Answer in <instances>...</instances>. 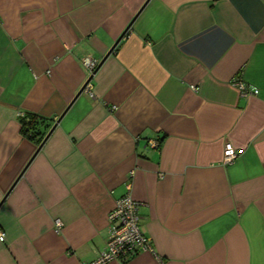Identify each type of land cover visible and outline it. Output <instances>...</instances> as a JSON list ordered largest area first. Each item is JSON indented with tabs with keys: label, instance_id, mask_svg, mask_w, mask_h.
<instances>
[{
	"label": "crops",
	"instance_id": "obj_1",
	"mask_svg": "<svg viewBox=\"0 0 264 264\" xmlns=\"http://www.w3.org/2000/svg\"><path fill=\"white\" fill-rule=\"evenodd\" d=\"M126 194L152 251L105 264H264V0H0V264L93 261Z\"/></svg>",
	"mask_w": 264,
	"mask_h": 264
},
{
	"label": "built area",
	"instance_id": "obj_2",
	"mask_svg": "<svg viewBox=\"0 0 264 264\" xmlns=\"http://www.w3.org/2000/svg\"><path fill=\"white\" fill-rule=\"evenodd\" d=\"M83 65L90 73L94 71L98 62L90 57H85L82 60ZM234 84L244 95L256 94L257 90H250L247 85L241 81H235ZM89 83L85 87V91ZM83 90V91H84ZM23 117L22 113H19ZM158 141L152 140L149 145L153 148L158 147ZM237 157V152L230 146H227L223 151V163L228 164ZM142 203L133 199L126 194L120 197L114 207L108 213V236L104 249L91 262L86 264H105L109 261H125L138 252L152 251L151 242L140 228L139 209ZM61 223L56 222V227L59 229ZM4 239V232L0 231V241Z\"/></svg>",
	"mask_w": 264,
	"mask_h": 264
},
{
	"label": "trees",
	"instance_id": "obj_3",
	"mask_svg": "<svg viewBox=\"0 0 264 264\" xmlns=\"http://www.w3.org/2000/svg\"><path fill=\"white\" fill-rule=\"evenodd\" d=\"M45 122L46 120L35 115L24 116L20 119L21 133L39 145L44 139V132L40 131L39 125H43Z\"/></svg>",
	"mask_w": 264,
	"mask_h": 264
},
{
	"label": "water",
	"instance_id": "obj_4",
	"mask_svg": "<svg viewBox=\"0 0 264 264\" xmlns=\"http://www.w3.org/2000/svg\"><path fill=\"white\" fill-rule=\"evenodd\" d=\"M148 1V0H147ZM143 8L142 7L139 9V11L135 14V16L133 17V19L131 20V22L129 23V25L126 27V29L121 33V35L116 39V41L114 42V44L110 47V49L108 50V52L106 53V55L101 59V61L99 62V64L97 65V67L94 69V71L91 73V75L88 77V79L86 80V82L84 83V85L81 87V89L78 91V93L76 94V97L83 92V90L85 89L86 85L90 82L92 75L96 72L97 68L102 64V62L105 60V58L113 51V49L116 47V45L118 44V42L121 40V38L125 35L126 31L128 30V28L130 27L132 21L136 18V16L138 15V13L140 12V10ZM58 123V121H56L54 123V125L51 127V129L49 130V132L46 134V136L44 137V139L42 140V142L38 145V150L41 148V146L43 145V143L45 142V140L48 138V136L50 135V133L52 132V130L54 129V127L56 126V124Z\"/></svg>",
	"mask_w": 264,
	"mask_h": 264
}]
</instances>
